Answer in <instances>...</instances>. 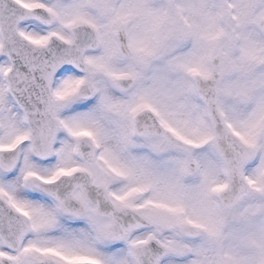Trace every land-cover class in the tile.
<instances>
[{
    "label": "snow or ice",
    "instance_id": "obj_1",
    "mask_svg": "<svg viewBox=\"0 0 264 264\" xmlns=\"http://www.w3.org/2000/svg\"><path fill=\"white\" fill-rule=\"evenodd\" d=\"M0 264H264V0H0Z\"/></svg>",
    "mask_w": 264,
    "mask_h": 264
}]
</instances>
